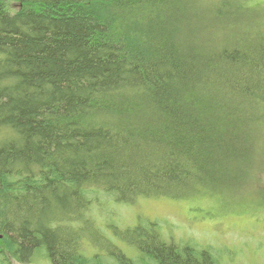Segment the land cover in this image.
I'll use <instances>...</instances> for the list:
<instances>
[{
  "label": "trees",
  "instance_id": "1",
  "mask_svg": "<svg viewBox=\"0 0 264 264\" xmlns=\"http://www.w3.org/2000/svg\"><path fill=\"white\" fill-rule=\"evenodd\" d=\"M263 158L264 0H0V264H225L97 196L260 207Z\"/></svg>",
  "mask_w": 264,
  "mask_h": 264
},
{
  "label": "rangeland",
  "instance_id": "2",
  "mask_svg": "<svg viewBox=\"0 0 264 264\" xmlns=\"http://www.w3.org/2000/svg\"><path fill=\"white\" fill-rule=\"evenodd\" d=\"M253 164V168L257 165L264 168V158L260 162L256 159ZM260 178L264 183V170ZM240 195L257 198L255 203L262 206H256L257 209L250 202L249 208H242L232 200L216 196L186 200L141 198L130 204L117 203L110 196L98 194L96 203L101 207L95 211L94 226L129 257L136 254L116 237L115 232L133 227L139 221H161L163 234H170L175 240L192 238L195 244L211 245L225 264H264V188L261 185L250 187ZM83 236L94 239L89 228L83 231ZM84 245L85 251L86 246L90 247V255L98 252L87 243ZM101 254L106 256L104 252ZM231 259L234 261H229ZM37 264L47 262L39 259Z\"/></svg>",
  "mask_w": 264,
  "mask_h": 264
},
{
  "label": "water",
  "instance_id": "3",
  "mask_svg": "<svg viewBox=\"0 0 264 264\" xmlns=\"http://www.w3.org/2000/svg\"><path fill=\"white\" fill-rule=\"evenodd\" d=\"M0 238H1V236H0Z\"/></svg>",
  "mask_w": 264,
  "mask_h": 264
}]
</instances>
